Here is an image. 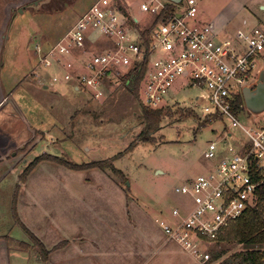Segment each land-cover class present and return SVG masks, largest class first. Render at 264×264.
<instances>
[{
    "label": "rangeland",
    "instance_id": "obj_1",
    "mask_svg": "<svg viewBox=\"0 0 264 264\" xmlns=\"http://www.w3.org/2000/svg\"><path fill=\"white\" fill-rule=\"evenodd\" d=\"M92 1L0 0V236L16 238L20 242L11 241V249L20 254L34 251L40 261L36 246L16 224L17 194L20 219L48 250L62 241L71 244L53 252L49 264H140L143 257L160 255L164 240L178 245L164 235L157 219L171 216L183 201L175 193L177 187L205 173L211 161L204 151L220 137L214 126L201 127L203 104L196 106L200 94L196 88H186L170 103L174 111L194 107L196 114L184 118L174 112L154 134L158 141L152 144L140 141L144 124L135 114L129 116L139 110L138 102L121 90L120 82L112 83L100 99L84 88L77 91L73 83H53L56 72L39 65L36 45L57 44ZM231 1L198 0L200 20L210 23ZM241 1L245 9L223 34L251 31L258 25L253 16L261 14L264 0ZM136 15L141 16L138 11ZM102 110L114 120L105 121ZM125 113L127 118L117 122ZM233 134L229 143L234 146L248 140L240 129ZM134 142L138 145L129 152ZM45 154L77 165L122 155L114 166L123 176L111 168L76 171L43 161L36 168L35 182L18 192L23 172ZM154 233L159 235L153 239L157 243L152 241ZM21 242L33 247L26 251ZM6 243L0 241V264H27L26 259H16L17 253L9 252L8 258Z\"/></svg>",
    "mask_w": 264,
    "mask_h": 264
},
{
    "label": "built area",
    "instance_id": "obj_2",
    "mask_svg": "<svg viewBox=\"0 0 264 264\" xmlns=\"http://www.w3.org/2000/svg\"><path fill=\"white\" fill-rule=\"evenodd\" d=\"M223 33L200 20L198 0H93L57 44L36 45L39 65L56 72L54 84L73 83L96 99L137 68H145L140 100L151 109L170 107L186 88L200 91L201 120L220 139L204 151L211 161L205 173L175 189L184 198L180 205L157 219L167 238L200 264H216L209 248L257 206L264 184V115L254 119L244 99L264 64V22ZM235 129L247 142L229 143Z\"/></svg>",
    "mask_w": 264,
    "mask_h": 264
},
{
    "label": "trees",
    "instance_id": "obj_3",
    "mask_svg": "<svg viewBox=\"0 0 264 264\" xmlns=\"http://www.w3.org/2000/svg\"><path fill=\"white\" fill-rule=\"evenodd\" d=\"M145 68L140 70V68L132 70L128 75L120 78L121 90H125L128 96H132L136 102H138L139 110L135 113H129V116H136L144 124L143 131L139 136V139L143 143H156V134L161 128L162 123L165 119L170 118L174 115V112L181 117L188 118L191 117L192 112L178 109L174 111V107H166L161 109H151L145 106L140 100V85L144 78ZM114 83V82H113ZM112 84V83H111ZM115 99V98H114ZM133 102V101H132ZM114 104V103H112ZM81 113V112H78ZM97 117H106L105 121L114 120L111 118V114H108L106 110H102L101 116L99 113H93ZM194 115V114H193ZM128 116V113L122 115L117 122H122ZM208 122L201 124V127H206ZM162 140H166L163 136ZM138 145V142H134L128 148L129 152H132L134 148ZM122 155H118L113 159L105 161H94L89 164L77 165L73 162L56 156H51L48 154L42 155L36 159L29 167L23 172L21 179V184L17 186V191L20 192L23 185L26 184L28 177L37 168V166L43 161H50L53 163L61 164L66 166L71 170L81 171V170H92L100 169L106 171L111 168L114 173L123 176V172L116 169L114 166V161L121 158ZM258 204L255 208L249 209L235 224L229 227L217 241V248L211 250L212 261L216 264H264V184L258 187ZM17 194L14 199L13 213L17 225H20L25 233L29 236L31 241L36 246L40 261L42 264H49L50 255L67 247L70 242L62 241L57 244L52 250H48L46 246L38 239L35 234L30 231L25 224L22 223L18 213H17ZM241 246V249L233 251L235 247ZM21 247L28 251L33 246L30 243L21 242Z\"/></svg>",
    "mask_w": 264,
    "mask_h": 264
},
{
    "label": "crops",
    "instance_id": "obj_4",
    "mask_svg": "<svg viewBox=\"0 0 264 264\" xmlns=\"http://www.w3.org/2000/svg\"><path fill=\"white\" fill-rule=\"evenodd\" d=\"M229 3H230V5L227 7V9L226 10H223L222 12L220 11L216 15V17L214 19H212V21H211V22H213L215 24V26L217 27V29L220 30L221 32H224V29L232 22V19L235 17V15L237 13H239L240 11H242V10L245 9V4L241 0H232ZM260 10H261V14L258 17L253 16L254 19L256 20L257 24H259L261 22H264V5H261L260 6ZM247 22H248V20H243V23L244 24H246ZM239 31H241V30H239ZM76 90L79 91L78 88H76ZM11 94H13V93H11ZM38 174H39V168L36 169V170H34L32 172V174L28 178L27 183L23 187L26 186L25 188H27V185H30L31 183L35 182L33 179H34L35 175H38ZM36 184H37V182H36ZM41 184H43V183H41ZM160 228H161V226H160ZM162 231H163V229H162ZM164 235H165V233H164ZM154 236L155 237L152 238V241H154L157 238H159V235L156 234V233H154ZM0 241H6L7 242L6 244L9 245V247H7V250L5 251L6 254H7V257L9 259H10V256H12V255H9V252H12V253H17L16 255H18V256L21 255L20 258L18 256H16V259H18V261L20 259L22 261H24V259H26L27 264H41L40 261H39V259H37L38 258L37 255L33 253L34 251L33 252H30V253L20 254L15 249V247H13L11 249L12 246H10V244H9V243H11V241L20 242V241H17V239L14 238V237H12L11 235H2V236H0ZM154 242L157 243L158 241H154ZM163 242L164 243H162L161 246H160V248H159L160 255H156L157 256L156 258H152L151 256L150 257H147V258L146 257H143V260H141L142 263H140V264H198L192 258H190L186 254H184V251L182 249H178L176 247L178 245H176L175 243H172V242L167 243L165 240ZM172 244H174L176 246H174ZM214 245L216 246L215 248H217V244H214ZM70 246H71V244L69 246H67L66 248L62 249L61 251L67 250V248H69ZM239 249H241V246L235 247L233 249V251H237ZM157 252H158V250L155 249L154 252H152V253L153 254H156ZM177 257H180L179 261H178Z\"/></svg>",
    "mask_w": 264,
    "mask_h": 264
},
{
    "label": "water",
    "instance_id": "obj_5",
    "mask_svg": "<svg viewBox=\"0 0 264 264\" xmlns=\"http://www.w3.org/2000/svg\"><path fill=\"white\" fill-rule=\"evenodd\" d=\"M180 3L182 0H171ZM48 88V86H46ZM244 99L248 112L254 119L264 115V64L254 82L244 89ZM164 173L158 171V174Z\"/></svg>",
    "mask_w": 264,
    "mask_h": 264
}]
</instances>
